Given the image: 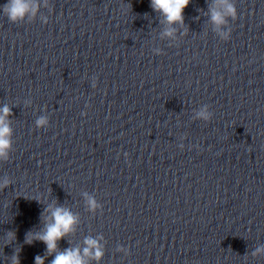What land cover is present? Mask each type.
Wrapping results in <instances>:
<instances>
[{
	"label": "clouds",
	"instance_id": "clouds-1",
	"mask_svg": "<svg viewBox=\"0 0 264 264\" xmlns=\"http://www.w3.org/2000/svg\"><path fill=\"white\" fill-rule=\"evenodd\" d=\"M226 3V0H224ZM190 3V0H151V6L153 10L159 11L163 14L166 21L171 24L174 22H183V10ZM2 11L7 16L10 22L20 23L28 16H34L37 11V5L34 0H7L2 5ZM227 13L235 14L234 7L230 4L227 5ZM212 20L217 23H223V15L221 12L213 11ZM169 35L171 33H168ZM10 108L5 105L3 109H0V157L6 155L7 150L10 147V127L6 122V117L10 114ZM200 115L205 119L208 118V114L201 112ZM46 121L41 118L37 121L38 125L45 124ZM88 205L90 209L97 207L94 199H88ZM46 209L45 211H49ZM77 223V217L74 216L69 210L56 207L51 209V220L46 223V230L40 234L33 235L28 233L26 237V243H31L33 239L43 241L47 245L48 254L56 252L57 242L64 238L66 235L74 231V225ZM9 237H14L13 233H9ZM87 247L83 249V255H93L94 258L99 260L103 255L98 242L94 239L88 238L85 240ZM264 249H257V252H262ZM255 254V253H254ZM12 264H19L18 256L12 257ZM36 264H44V257L37 256ZM51 264H86L81 256L80 249L69 248L64 252H58L55 259L51 261Z\"/></svg>",
	"mask_w": 264,
	"mask_h": 264
}]
</instances>
